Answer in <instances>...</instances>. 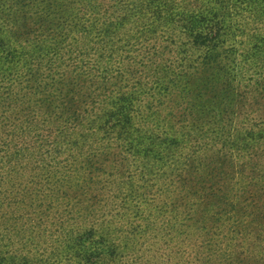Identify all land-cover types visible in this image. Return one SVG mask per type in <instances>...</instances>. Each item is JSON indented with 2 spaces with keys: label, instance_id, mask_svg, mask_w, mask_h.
I'll use <instances>...</instances> for the list:
<instances>
[{
  "label": "trees",
  "instance_id": "obj_1",
  "mask_svg": "<svg viewBox=\"0 0 264 264\" xmlns=\"http://www.w3.org/2000/svg\"><path fill=\"white\" fill-rule=\"evenodd\" d=\"M207 147L261 186L264 0H0V264L122 258L141 191Z\"/></svg>",
  "mask_w": 264,
  "mask_h": 264
},
{
  "label": "rangeland",
  "instance_id": "obj_2",
  "mask_svg": "<svg viewBox=\"0 0 264 264\" xmlns=\"http://www.w3.org/2000/svg\"><path fill=\"white\" fill-rule=\"evenodd\" d=\"M212 152V147L196 152V163L191 151L185 152L178 165L187 167H180L177 176L168 168L161 182L141 191L140 209L117 225L125 254L107 264H264V168L261 186L247 187L237 199L231 186L241 175L251 178L258 172L250 166L231 171L230 160L220 162ZM259 160L264 167V155ZM112 188L104 198L120 200V186ZM51 228L32 229L34 252L50 251ZM20 238H13V248L23 243Z\"/></svg>",
  "mask_w": 264,
  "mask_h": 264
}]
</instances>
